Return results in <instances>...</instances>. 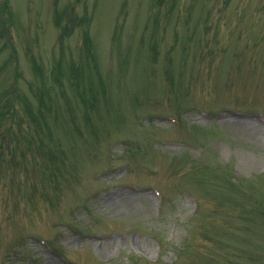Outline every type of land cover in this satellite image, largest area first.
<instances>
[{
	"label": "rangeland",
	"instance_id": "1",
	"mask_svg": "<svg viewBox=\"0 0 264 264\" xmlns=\"http://www.w3.org/2000/svg\"><path fill=\"white\" fill-rule=\"evenodd\" d=\"M0 264H264V0H0Z\"/></svg>",
	"mask_w": 264,
	"mask_h": 264
},
{
	"label": "trees",
	"instance_id": "2",
	"mask_svg": "<svg viewBox=\"0 0 264 264\" xmlns=\"http://www.w3.org/2000/svg\"><path fill=\"white\" fill-rule=\"evenodd\" d=\"M0 121H1V118H0Z\"/></svg>",
	"mask_w": 264,
	"mask_h": 264
}]
</instances>
